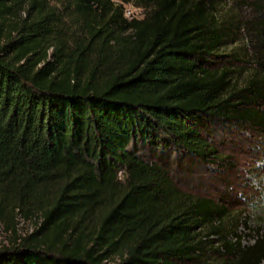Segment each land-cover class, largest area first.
Listing matches in <instances>:
<instances>
[{
    "label": "trees",
    "instance_id": "trees-1",
    "mask_svg": "<svg viewBox=\"0 0 264 264\" xmlns=\"http://www.w3.org/2000/svg\"><path fill=\"white\" fill-rule=\"evenodd\" d=\"M219 2L0 0V264H264V227L180 180L226 161L216 127L264 132V0L242 28ZM237 29L243 85L215 61Z\"/></svg>",
    "mask_w": 264,
    "mask_h": 264
},
{
    "label": "rangeland",
    "instance_id": "rangeland-1",
    "mask_svg": "<svg viewBox=\"0 0 264 264\" xmlns=\"http://www.w3.org/2000/svg\"><path fill=\"white\" fill-rule=\"evenodd\" d=\"M257 0H220L218 16L221 20H233L242 17L243 21L252 19L256 13ZM136 16H143L142 10L127 4ZM236 41L221 51L225 56L215 59L219 64L231 62L238 73L235 74L241 85L253 74L248 63L249 52L245 31L236 30ZM240 59L247 62L234 61ZM214 129V128H213ZM213 140L219 153L224 155L225 162L196 163L192 172L180 175L182 185L189 191L203 196L217 197L226 192L231 196L234 205L231 207L230 221H237L239 233L243 235L244 244L253 243L257 238V229L264 227V132L254 130L248 124L225 123L216 127ZM224 159V158H223ZM19 234L33 231L35 223L18 216ZM0 223V246L9 243L11 238Z\"/></svg>",
    "mask_w": 264,
    "mask_h": 264
},
{
    "label": "built area",
    "instance_id": "built-area-1",
    "mask_svg": "<svg viewBox=\"0 0 264 264\" xmlns=\"http://www.w3.org/2000/svg\"><path fill=\"white\" fill-rule=\"evenodd\" d=\"M125 12H126V16H127V17H133V16H136V14L134 13V11L131 10L130 8H128V7H126Z\"/></svg>",
    "mask_w": 264,
    "mask_h": 264
}]
</instances>
